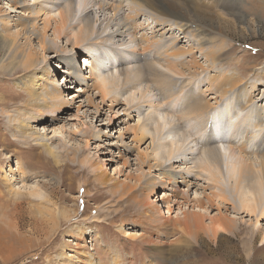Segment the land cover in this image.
<instances>
[{"label": "rangeland", "instance_id": "374dc122", "mask_svg": "<svg viewBox=\"0 0 264 264\" xmlns=\"http://www.w3.org/2000/svg\"><path fill=\"white\" fill-rule=\"evenodd\" d=\"M27 1L31 3L32 0ZM219 1V4L214 3L210 7L211 3L206 0L205 5H199V8L205 9L208 17L212 16V11L225 18L237 12L253 20L247 19L242 24L227 26L226 47L222 49L220 62L226 70L236 69L243 80L242 86L248 88L254 81L252 73L262 70L259 79L261 84L251 95L255 102L264 105V71L261 67L264 63V0ZM24 12L12 0H0V21L6 24L10 33L15 34L19 30L17 22ZM54 12L50 13L56 16ZM150 21L148 14L137 17V24L145 25L141 29L136 28L137 38L151 34L153 23L146 25ZM51 23L53 25L54 21ZM213 24V28H219L218 24L225 23L215 17ZM161 30L163 26L156 33L159 34ZM170 31L177 37L180 35L177 45L186 47L189 44L186 41L188 37L179 28ZM48 35L53 39L50 31ZM54 39L56 43L46 51L39 49L35 39H31L28 47L52 70L47 82L55 83L54 86L63 91L66 100L60 107L61 111L56 112L50 107L47 110L49 119L40 122L34 120L37 119L34 115L38 114L27 112L21 106L27 97L17 96L24 91L20 85L14 84L18 76L8 73L0 76V96L4 95L7 101L4 105L0 104V264H111V257L120 255L130 259V264H264V245L260 244L258 233L254 241L252 237L248 238L251 252L246 257L239 240V250L233 253L227 249L235 240L232 234L223 233L216 239L202 235L193 242L185 229L186 233L179 225H175L176 229L173 220L180 217L182 211L197 209L192 202L184 204L179 198L176 200L172 197L171 183H166L157 191L159 201H154L161 210L162 228L152 222H145L143 217L150 212H143L136 207L135 199L140 191H144V180L154 177L157 181L161 174L157 169H149L146 163L151 155V144L148 134L139 129L141 121L134 108L136 101L124 106L119 93H125L119 87L111 95L101 98L97 90L90 86L96 80L95 74L99 75L101 70L94 69L93 63L89 66L82 61H90L84 54L74 58L89 85L83 92L80 91L82 79L77 80L74 74L68 72L67 64L55 50L67 47V43L63 38ZM66 49L70 55L69 47ZM193 55L206 69L208 63L205 57L198 51ZM108 67L116 74V61L111 60ZM108 67L103 69L104 72ZM215 69H208L209 73H215ZM204 71L195 69L192 81L196 88H200L196 92L204 90L203 96L213 103L214 98L211 97H215V94L205 90L208 84ZM115 95L120 97L118 103L109 97ZM88 97L91 102H88ZM146 110L147 105L143 106V113ZM20 122L28 126L21 129ZM43 143L49 145L57 163L41 149ZM74 149L75 153L72 152ZM89 162L101 165L99 170L104 175L103 179L108 180L107 183H113L117 188L121 187V183H126V187L120 188L126 192L120 196L111 194L108 184H99L91 175ZM64 163H68V168L64 167ZM192 165L194 163L190 164L189 160L187 163L183 160L172 163L173 170L181 172L186 178L189 176L194 182L188 193L190 199L202 197V181L196 179V168ZM128 185H133V189L129 190ZM156 195H152L150 201ZM15 201L23 203L15 205ZM101 207L105 209L100 211ZM167 207L171 209L169 213ZM225 207L224 212L236 219L238 230H242L238 237H248L253 218L230 206ZM201 210L206 217L216 212L212 207ZM93 215L99 221H93ZM257 229L258 232L264 229V219L260 220Z\"/></svg>", "mask_w": 264, "mask_h": 264}, {"label": "bare ground", "instance_id": "6f19581e", "mask_svg": "<svg viewBox=\"0 0 264 264\" xmlns=\"http://www.w3.org/2000/svg\"><path fill=\"white\" fill-rule=\"evenodd\" d=\"M205 1L32 0L28 3L27 0H12L25 12L19 16L17 25L20 28L15 34L10 33L6 24L0 21V76H4V73L18 76L14 84L20 85L24 91L17 96L27 97L21 106L27 112L37 113L38 116L34 115L37 119L34 120L40 122L49 119L47 110L50 107L56 112L61 111L60 107L66 99L60 87L47 82V76L52 70L28 47L31 39L36 40L41 51L52 49L51 45L56 43L54 38L64 39L71 51L70 55L67 54V47L55 50L67 64L68 72L84 82L79 88L82 92L89 85L74 58H79L81 54L84 57L87 55L90 61H82L89 66L93 63L94 69L101 70L99 75L95 74L96 80L90 86L97 90L101 98L111 95L119 87L125 93H119L124 106L136 101L134 108L141 121L139 129L144 130L150 138L151 155L146 163L149 169H157L161 177L157 181L154 177L144 180V191H140L135 199L136 207L143 212H150L144 215L145 222L160 227L164 224L161 221V210L154 201H159L157 191L166 183H171L172 197L176 200L179 198L184 204L192 202L197 209L182 211V215L173 220V226L179 225L183 231L185 229L193 242L202 235L216 239L223 233L232 234L235 240L227 249L235 253V250H239V240L242 244L240 247L248 257L251 252L249 237L254 241L258 233L260 244L264 245V229L259 232V229L256 230L260 220L264 219V105L255 102L251 95L257 85L261 84L259 79L262 70L252 73L254 81L248 88L242 86L243 80L236 69L226 70L223 67L220 61L222 49L226 47L224 41L227 26L242 24L247 19L253 20L237 12L225 18L212 11V16L208 17L206 10L199 8V5H205ZM207 1L211 3L210 7L220 3L219 0ZM221 1L228 3L230 0ZM53 10L56 16L51 15ZM140 14L150 16L151 21L146 25L153 23V29L147 26L152 29L151 34L137 38L136 28L145 26L144 23L137 24ZM215 17H219L225 24L213 28ZM162 26L163 30L156 33ZM175 28H179L188 37L186 41L189 44L186 47L177 45L180 35L177 37L170 31ZM48 31L53 39L49 38ZM195 51L205 57L208 63L206 69L195 60ZM132 59L135 61L132 62ZM111 60L117 63L116 74L108 67ZM107 67L104 72L103 69ZM261 67L264 71V63ZM195 69L202 72L205 70L208 84L205 90L215 94V97H211L214 98L213 103L206 100L204 90L196 92L200 88H196L192 81ZM208 69H215V73H209ZM1 82L5 83V80ZM115 96L109 97L118 103L120 97ZM6 103L5 96L1 95L0 104ZM145 105L148 110L143 113ZM19 124L21 129L28 126L24 122ZM192 135L195 137L192 138ZM231 135L237 139L231 138ZM41 149L57 163L48 144H41ZM196 149L198 153L195 154ZM72 152L75 153V149ZM181 160L194 163L195 177L202 181V197L190 199L188 193L194 182L189 176L186 178L181 172L172 169V163ZM64 167L68 168V163H64ZM88 167L99 184L109 185L111 194L120 196L126 192L120 190L127 186L126 183H121V187L117 188L115 184H109L108 180L103 179L100 164L89 162ZM132 186L128 185V189L132 190ZM152 195L156 197L150 201ZM21 202L13 203L19 205ZM225 206L253 218L248 237H238L242 230H238L236 219L224 212ZM209 207L216 209V212L206 217L201 209ZM104 209L99 208L100 211ZM170 210L167 207L168 213ZM92 220L99 221V218L93 215ZM225 239L229 240L228 237ZM221 255L225 257L223 253ZM111 261V264H130V259H124L121 255L112 256Z\"/></svg>", "mask_w": 264, "mask_h": 264}]
</instances>
